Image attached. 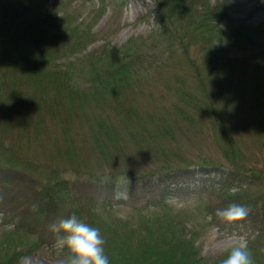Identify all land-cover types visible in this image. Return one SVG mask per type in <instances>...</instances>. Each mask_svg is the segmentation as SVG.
Wrapping results in <instances>:
<instances>
[{
    "label": "trees",
    "instance_id": "trees-1",
    "mask_svg": "<svg viewBox=\"0 0 264 264\" xmlns=\"http://www.w3.org/2000/svg\"><path fill=\"white\" fill-rule=\"evenodd\" d=\"M72 1L0 0V203L4 221L13 222L5 246L0 243L4 251L0 264H16L37 246L53 245L55 235L49 225L73 214L100 229L110 264H219L227 252L214 260L204 258L199 229L189 226L186 215L164 204L160 212L139 210L125 217L109 209L111 199H137L147 188H154L155 194L145 199L156 204L170 196H205L208 223L223 232H252L248 248L256 264H264V170L243 162L227 127L226 144H220L224 166L175 165L164 156L160 159L159 150L148 168H137L127 159L124 168L120 162H108L121 156L131 142L138 147L145 132L158 128L153 112L161 101L140 90L142 80L146 85L161 82L175 98L179 122H192L197 115L204 116L202 111H211L213 125L221 126L223 120L240 126L246 115L250 121L245 120L243 127L262 137L264 43L254 42L257 29L236 24L225 1L152 0L157 29L151 39L157 45L151 47L164 48L161 64L145 67L141 54L86 52L96 41L95 34L78 22L74 9L68 10ZM83 1L98 2L96 17L109 2H117ZM256 1L264 13V0ZM191 39L203 44L193 55ZM245 46L250 52L240 56L223 52ZM80 53L82 57L68 61L65 68L56 65ZM77 78H87L86 85ZM136 84L139 88L134 92ZM141 96L153 100L152 117L140 110L145 105ZM222 100L225 107L218 111V119L215 107ZM84 150L96 156L88 160L80 153ZM105 162L108 167L96 171ZM117 191L126 196L116 199ZM98 200L109 211L93 210L92 203ZM8 201L18 205L8 207ZM232 202L246 206L249 214L242 221L224 223L215 212Z\"/></svg>",
    "mask_w": 264,
    "mask_h": 264
},
{
    "label": "rangeland",
    "instance_id": "rangeland-1",
    "mask_svg": "<svg viewBox=\"0 0 264 264\" xmlns=\"http://www.w3.org/2000/svg\"><path fill=\"white\" fill-rule=\"evenodd\" d=\"M49 1L53 2L54 0ZM210 1L211 3L225 1L228 15L234 22L239 25L252 27L253 29L256 28L257 30L252 36L254 42L264 43V13L258 9L256 0ZM153 7L154 2L152 0H117L116 3L109 2L104 7L102 14L96 17L98 13L97 10L100 8L98 2L73 0L71 5L68 6V10L74 9L73 12L79 17L78 22H81L82 26H90L91 31L95 34L96 41L88 46L86 52L93 51L99 54L104 50L105 53L119 52L120 56H130L137 53L143 56L145 61L144 65L148 67L150 64H155V66L161 64V62L158 61L161 51L164 48L163 46L151 47L152 45H157L156 43L154 44L151 39L153 32L157 29L152 15ZM126 44H128L127 47L123 48ZM162 45L164 44L162 43ZM251 47L254 46L251 45ZM250 49V46H245L242 48L223 49V52L228 56H240L249 53ZM190 53L192 55L196 53L194 52V48L193 50L190 49ZM79 56L82 57V54H76L69 59L62 58L56 61V65L59 68H65L64 66L68 61ZM171 68H174V66H171ZM76 81L79 82L80 85H86L87 78L81 80L77 78ZM145 83L146 82L143 80L139 83L141 86L140 90H147V93L158 96L159 101H161L166 108L164 112H159V108L157 107V111L153 112L155 109L153 107V100H143L141 96L140 103H144L145 105H142L140 110L151 116V112H149L150 109L158 119V128L152 127V132H145L143 136L144 139L137 141V143H139L137 144L138 147L134 145L136 149L133 146V142H131L128 146L122 148L120 153L121 156L109 159L108 162H110V160L120 162V164L123 165L122 168H124V165H126L125 160L127 159V162L135 161L137 168H148L154 165L151 162L153 158L156 159L154 151L159 150L157 155L159 154L158 156L160 159L164 156L165 159H168V162L175 165H187L186 163L188 162L190 166H197L205 163L224 166L226 165V161L221 151L222 146L220 144H226L223 135L227 127L230 139H233L241 149L240 156L243 162L251 167L264 170V135L260 138H256L254 134L252 135L247 131L248 129L246 130L243 127L245 120L250 121L249 116L244 114L246 119L242 118L240 120V126L235 124L237 127L233 124H224L221 122L223 120H219V123L222 124L221 126L217 124V126L213 125L214 120L211 119V111H209V113L202 111L201 113L204 116H197L192 122H188V120L184 121V123L179 122V120H176L177 117L174 114L175 98L163 89L160 81L156 80L148 85ZM137 88L139 87H137L136 84L133 87L134 92L137 91ZM189 88V84H187V89ZM135 95H139V92ZM215 105L216 103L213 104L214 107ZM224 107V100L217 103L215 107L217 109V114L215 115L218 119L221 117L218 111L220 110L221 112V109ZM206 115H208L209 118H207ZM224 122L229 123L227 121ZM249 128L251 129V126ZM226 140H228V138H226ZM80 153L82 156L85 155L88 157V160L96 156L89 150L80 151ZM108 158H110V156H107V159ZM105 166L108 167V163L102 166L99 164L96 167V171L102 170ZM65 174L66 176L70 175L69 172ZM164 203L171 211L186 215L189 220V225H196L198 227L199 235L197 237L198 243L201 245V255L208 260H214L227 252V248L231 243L229 238L233 235L242 236L247 240L252 233L245 232L243 229L232 231L227 229L224 232L218 231L216 226L208 223L209 214L206 209L208 199L203 195L190 193L184 197L172 196L165 200ZM210 203H215V201L212 200ZM5 205L13 207L18 205V203L8 201ZM215 205L217 204L215 203ZM110 206L111 210L120 216L129 215L135 211L136 207L147 213L160 211L162 208L161 204L149 202L140 197L134 200L128 199L126 202H118L112 199ZM93 207L98 211L104 210L101 202L93 203ZM3 217V212L0 208V243L5 246L6 242L4 239L7 238V234L13 229V223H5ZM53 245L44 243L37 246L29 254L33 258L34 264H57V261L61 257L56 252ZM2 253H4V251H0V254Z\"/></svg>",
    "mask_w": 264,
    "mask_h": 264
},
{
    "label": "clouds",
    "instance_id": "clouds-1",
    "mask_svg": "<svg viewBox=\"0 0 264 264\" xmlns=\"http://www.w3.org/2000/svg\"><path fill=\"white\" fill-rule=\"evenodd\" d=\"M233 194L236 189L230 190ZM126 193L115 192V198L125 197ZM36 205H33L34 210ZM249 209L237 202H232L224 208L216 210L215 215L224 223H235L247 218ZM49 230L55 235L53 245L60 255L57 264H110L105 254L106 241L98 227L92 226L76 215L59 219L49 225ZM227 248V255L219 264H256L247 240L242 236L233 235ZM16 264H34L30 255L21 256Z\"/></svg>",
    "mask_w": 264,
    "mask_h": 264
},
{
    "label": "bare ground",
    "instance_id": "bare-ground-1",
    "mask_svg": "<svg viewBox=\"0 0 264 264\" xmlns=\"http://www.w3.org/2000/svg\"><path fill=\"white\" fill-rule=\"evenodd\" d=\"M192 43H191V46H190V48L193 50V48H194V52H198L200 49H201V47L203 46V44L202 43H200V40L199 39H191L190 40ZM226 49H228V47L226 48ZM243 55V54H242ZM237 56H239V55H237ZM158 107L160 108V109H162L163 110V112L166 110V108H165V106L163 105V103H160L159 105H158ZM197 116H200V115H197ZM240 122V121H239ZM239 124V123H238ZM240 149V148H239ZM240 151V153H241V149L239 150ZM111 171H115V169H113V170H111ZM153 194H155V189L154 188H147V189H145V191H144V193L140 196V198L141 197H143V199H145L146 197H148V196H150V195H153ZM2 205V204H1ZM0 205V208H1V210H2V206ZM96 211V210H95ZM107 211H109V210H106V211H97V212H99V213H102V214H104L105 212H107ZM2 212H3V210H2Z\"/></svg>",
    "mask_w": 264,
    "mask_h": 264
}]
</instances>
